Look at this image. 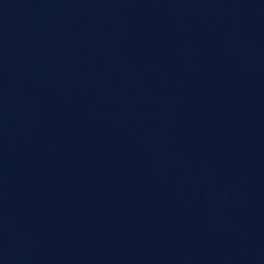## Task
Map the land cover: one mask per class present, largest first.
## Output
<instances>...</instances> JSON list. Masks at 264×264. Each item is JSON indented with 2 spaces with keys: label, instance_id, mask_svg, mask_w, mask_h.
<instances>
[{
  "label": "water",
  "instance_id": "water-1",
  "mask_svg": "<svg viewBox=\"0 0 264 264\" xmlns=\"http://www.w3.org/2000/svg\"><path fill=\"white\" fill-rule=\"evenodd\" d=\"M0 264H264V0H0Z\"/></svg>",
  "mask_w": 264,
  "mask_h": 264
}]
</instances>
